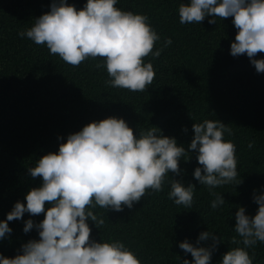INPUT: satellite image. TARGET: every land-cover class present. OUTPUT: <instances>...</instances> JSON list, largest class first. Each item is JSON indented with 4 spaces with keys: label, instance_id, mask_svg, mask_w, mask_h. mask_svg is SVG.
Segmentation results:
<instances>
[{
    "label": "trees",
    "instance_id": "obj_1",
    "mask_svg": "<svg viewBox=\"0 0 264 264\" xmlns=\"http://www.w3.org/2000/svg\"><path fill=\"white\" fill-rule=\"evenodd\" d=\"M86 2L67 0L77 10ZM188 2L118 0L116 7L149 17L161 37L155 48L162 47L165 39L172 40L159 58H145L156 75L141 93L106 86V69L96 68L100 59L73 67L58 55H50L46 46L18 36L50 11L52 0H0V221H6L16 202L26 205L28 192L42 185V178L31 177L28 169L44 155L58 153L68 135L92 122L123 119L137 137L156 127L189 151L192 125L217 120L234 133H225L224 139L236 145L237 180L242 181L212 189L222 195L223 205L211 208L215 197L194 178L200 167L198 153L189 151L179 162L181 174L170 172L162 192L146 195L132 209L124 207L121 212L97 206L94 213L104 218V225L96 228L93 221L87 223L92 240H119L142 264H183L185 259L192 264L191 254L179 244L187 240L194 246L210 247L211 239L196 245L205 231L221 241L211 264H222L225 253L243 247L231 243L233 237L241 239L234 231L235 213L243 207L246 215L255 216L259 206L253 196L264 194V73H257L246 54H230L237 34L232 17H216V24H209L212 17H208L201 24L182 25L178 8ZM255 58L264 59V53ZM171 180L195 186L190 208L168 198ZM49 207L46 203L45 210ZM44 218L43 213H25L20 220L8 222L12 232L0 240V255L14 258L22 254V245L39 240L35 228L28 233L23 229L27 220L39 224ZM247 250L254 253L253 264H264V243Z\"/></svg>",
    "mask_w": 264,
    "mask_h": 264
},
{
    "label": "clouds",
    "instance_id": "obj_2",
    "mask_svg": "<svg viewBox=\"0 0 264 264\" xmlns=\"http://www.w3.org/2000/svg\"><path fill=\"white\" fill-rule=\"evenodd\" d=\"M118 0H87L77 10L67 0H52L50 11L36 18L34 24L18 32L37 46H46L50 55L79 67L86 60L100 59L96 68H105L106 86L145 92L153 84V64L145 58H159L172 40L165 39L163 46L155 48L161 37L152 27L149 17L116 7ZM179 22L182 25L209 24L220 19L233 18L237 29L231 43L233 57L247 55L257 73H264V0H189L180 3ZM155 49V50H154ZM194 137L189 151L198 153L194 178L208 187L215 199L211 208L225 203L222 195L212 191L217 187L242 181L237 177L236 145L224 139L225 133L234 135L231 128L217 120H205L192 125ZM186 132L187 129H184ZM249 148L253 144L248 145ZM175 138L163 136L156 127L139 133L137 137L123 119L109 117L92 122L81 131L70 134L59 145L58 153H49L28 169L33 178H42V185L31 189L25 197L26 205L16 202L0 221V240L12 229L8 222L20 220L25 213L31 216L44 214L39 224L29 219L23 231L35 228L39 240L22 245V254L14 258L0 255V264H142L136 253L119 240L96 242L91 239V228L105 223L95 214L97 206L106 211L121 212L132 209L135 203L151 193L163 191L168 174L180 175L179 162L189 156ZM168 198L178 206L190 208L194 201L195 186L185 187L180 181H170ZM259 206L255 216L246 215L240 207L235 213V233L232 244H242L224 254L222 264H253L254 253L247 249L264 243V194L253 196ZM46 203L50 204L45 210ZM211 239L210 247L194 246L187 240L179 244L190 253L192 264H211L212 254L221 242L217 235L200 233L196 245ZM183 264H190L185 259Z\"/></svg>",
    "mask_w": 264,
    "mask_h": 264
}]
</instances>
